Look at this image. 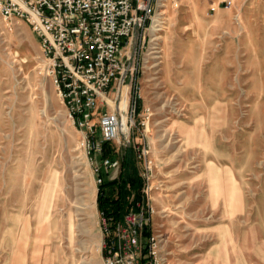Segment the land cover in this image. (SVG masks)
Instances as JSON below:
<instances>
[{"label": "rangeland", "instance_id": "obj_1", "mask_svg": "<svg viewBox=\"0 0 264 264\" xmlns=\"http://www.w3.org/2000/svg\"><path fill=\"white\" fill-rule=\"evenodd\" d=\"M226 4H166L159 57L148 41L136 56L140 107L111 142L152 164L150 230L167 264H264V0ZM83 131L28 22L0 13V264H103Z\"/></svg>", "mask_w": 264, "mask_h": 264}, {"label": "built area", "instance_id": "obj_2", "mask_svg": "<svg viewBox=\"0 0 264 264\" xmlns=\"http://www.w3.org/2000/svg\"><path fill=\"white\" fill-rule=\"evenodd\" d=\"M178 1L0 0V13L5 18L27 21L37 35L46 73L69 117L84 130L81 145L88 148V153H94L100 150L102 141H118L128 132L138 99L133 87L136 56L150 42L149 28L155 14L160 13L164 25L166 4L177 6ZM230 4L231 0H227L225 7ZM126 73L130 78L128 105L124 111L116 101L121 98L120 84ZM95 116L100 141L92 139ZM128 143L126 140L123 145ZM89 158L97 183L101 182L98 174L102 168L109 172L119 168L117 160L105 158L98 164L94 156ZM139 174L143 180L142 198L136 203V209L130 207L123 220L113 226L100 214L103 264H167L166 255L161 254L162 237L151 230L147 236L142 233L145 225L150 229L151 216L155 213L151 195L152 164H145Z\"/></svg>", "mask_w": 264, "mask_h": 264}, {"label": "trees", "instance_id": "obj_3", "mask_svg": "<svg viewBox=\"0 0 264 264\" xmlns=\"http://www.w3.org/2000/svg\"><path fill=\"white\" fill-rule=\"evenodd\" d=\"M136 107H140V99H137ZM96 163L100 164L105 158L119 162V171L116 176H110V172L102 168L99 172L101 182L97 185L96 205L100 214L106 217L111 226L123 220L125 212L141 200V187L143 180L139 174V158L135 145L129 143L119 152L109 141H102L100 150L94 152ZM142 233L147 236L150 233L149 226L142 228Z\"/></svg>", "mask_w": 264, "mask_h": 264}, {"label": "bare ground", "instance_id": "obj_4", "mask_svg": "<svg viewBox=\"0 0 264 264\" xmlns=\"http://www.w3.org/2000/svg\"><path fill=\"white\" fill-rule=\"evenodd\" d=\"M163 29V26H162V20H161V15L160 13H156L155 16L153 17V20H152V23H151V26L149 28V32H150V36H151V39H150V46H149V53L148 55H150L149 58H157L159 57V55H156L154 53H159V50H158V45H157V40L161 37L159 34V31ZM156 61V59H155ZM156 63V62H155ZM129 78H130V74L129 73H126L125 74V77L122 78V81H121V84H120V87L122 88V86L127 83V86H128V89L125 91L124 93V98H126V101H127V104L128 105V96H129ZM127 109V108H126ZM203 128V126H201ZM186 132H188L189 134L192 133L193 129H190L188 127H184L183 128ZM169 139V138H168ZM171 143L170 142H167L165 145L166 146H169ZM169 151V150H168ZM212 170V169H211ZM191 171V170H190ZM171 174V173H170ZM169 175V174H168ZM212 180L214 179V177L211 178ZM166 196V194H165ZM81 201V200H80ZM82 202V201H81ZM82 205V204H81ZM88 208L85 207L84 208V203H83V207H81L80 209H78L79 211L78 212H82L83 210L86 211ZM82 209V210H81ZM83 230V229H81ZM85 230V228H84Z\"/></svg>", "mask_w": 264, "mask_h": 264}, {"label": "crops", "instance_id": "obj_5", "mask_svg": "<svg viewBox=\"0 0 264 264\" xmlns=\"http://www.w3.org/2000/svg\"><path fill=\"white\" fill-rule=\"evenodd\" d=\"M95 204H96V201H95ZM97 206V205H96ZM99 211V210H98Z\"/></svg>", "mask_w": 264, "mask_h": 264}]
</instances>
